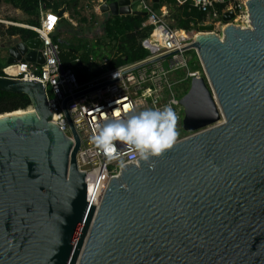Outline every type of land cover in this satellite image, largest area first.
I'll list each match as a JSON object with an SVG mask.
<instances>
[{
  "label": "water",
  "instance_id": "1",
  "mask_svg": "<svg viewBox=\"0 0 264 264\" xmlns=\"http://www.w3.org/2000/svg\"><path fill=\"white\" fill-rule=\"evenodd\" d=\"M132 4L103 0L101 10L147 15ZM247 7L249 27L229 11L222 35L200 24L183 47L208 79L193 77L181 99L195 133L123 168L99 207L86 200L67 103L120 77L64 100L73 140L52 122L42 81L0 76V89L27 94L37 114L0 120V264H264V0ZM40 44L13 37L8 64L43 63Z\"/></svg>",
  "mask_w": 264,
  "mask_h": 264
},
{
  "label": "built area",
  "instance_id": "2",
  "mask_svg": "<svg viewBox=\"0 0 264 264\" xmlns=\"http://www.w3.org/2000/svg\"><path fill=\"white\" fill-rule=\"evenodd\" d=\"M178 1L184 3L188 0ZM190 1L194 7L207 14V20L200 24L215 23V32L219 35L220 33L216 31L217 28L220 27L219 32L222 33L225 26L229 24L223 20V14L229 11L235 13V17L230 23L242 27L250 26L248 0ZM136 2H138L137 9L147 13L142 24L143 27H150L149 33L141 39V44L148 54L138 61L108 70L88 81L79 82L74 68L64 67L61 62V47L54 41V34L62 17L58 15V11L50 9L43 13L40 26H27L38 33L37 37L41 39L38 50L45 61L39 63L18 60L15 63L7 64V66L12 64L18 66L17 71L11 74L5 71V67L3 68L4 75L2 76L43 82L49 106L53 108L52 122L73 140L74 135L63 108L64 100L69 96L120 77L119 80L71 98L67 103L70 116L81 137V147L77 158L79 168L86 172V200L96 207H99L111 179L119 176L122 171L118 159L108 158L90 143V137L95 131H98L99 126L110 121L116 113H119V118L126 119L139 111L162 108L171 103L178 118L176 123L178 135L175 141L177 142L187 137L183 134L187 130L184 128L185 108L181 103L182 97L189 90L193 77L203 76L208 82L201 61V68H188L190 62L188 52L194 49L183 48L194 41L200 24L190 30L171 26L165 13L154 8L152 1L136 0ZM218 4L223 6L218 8ZM50 17L54 20H50ZM173 51L176 52L171 53ZM168 53L171 54L166 55ZM161 56L164 57L159 58ZM156 58L159 59L154 60ZM181 71H185V74L176 78V75ZM184 84L188 87H181ZM193 133L195 132L193 131ZM115 150L126 166L137 164L132 162L133 159H138V156L130 146L117 141Z\"/></svg>",
  "mask_w": 264,
  "mask_h": 264
},
{
  "label": "trees",
  "instance_id": "3",
  "mask_svg": "<svg viewBox=\"0 0 264 264\" xmlns=\"http://www.w3.org/2000/svg\"><path fill=\"white\" fill-rule=\"evenodd\" d=\"M160 1L161 6L166 5L173 10L171 16L176 20L175 27L190 30L207 20L206 12L194 7L190 0L184 3H179L178 0ZM3 3L21 9L29 17L25 23L33 26L41 25L40 17L43 9L59 11L64 6L69 12L72 9V0H0V5ZM222 6L218 4V8ZM145 19L146 17L140 14H128L113 15L105 21L106 37L115 42L113 56L106 63H100L93 58L94 50H81L80 46L72 44L63 47L58 40V35H54V41L59 43L61 47L60 59L63 66L73 67L79 82L82 83L108 70L144 58L148 51L142 46L141 39L150 31V27H143L142 25ZM63 20H65L64 17L61 18L60 23ZM0 29L3 30L4 35H20L23 40L38 36L35 30L18 25L5 28L0 22ZM198 68H201L200 63L192 69ZM2 75H4L3 66L0 65V76ZM31 104V99L27 94L0 89V113L26 109Z\"/></svg>",
  "mask_w": 264,
  "mask_h": 264
},
{
  "label": "rangeland",
  "instance_id": "4",
  "mask_svg": "<svg viewBox=\"0 0 264 264\" xmlns=\"http://www.w3.org/2000/svg\"><path fill=\"white\" fill-rule=\"evenodd\" d=\"M112 1L115 0H109V2ZM131 1L133 2L131 5L133 10L137 9L138 2H136V0ZM148 1L153 2V0ZM102 3L103 0H72V9H70V12L67 9L64 16L65 20L61 21L54 35H58V40L63 47L72 44L74 46H80L81 50H94V53L92 54L93 58L100 63H106L113 56L115 42L106 37L105 21L114 14H112L111 11L103 12L101 10ZM47 10L50 9H43L40 17L41 21L43 13ZM160 10H162L167 16L166 19L168 23L175 26L176 20L171 16L173 10L166 5L161 6ZM28 18V15L26 13L24 14L21 9L5 4L0 5V22L5 28L11 25L19 26L20 24L33 26L25 23ZM0 30L2 33V39L8 37V39L5 40L4 38L0 42V65L6 67L8 64V50L13 44V36L4 35L3 30ZM219 30H221L220 27H218L216 31L222 35ZM188 57L190 59L188 68L192 69L200 63V59L195 50H190L188 52ZM184 74L185 71H181L176 75V78H180ZM181 87L186 88L188 85L186 86V84H184ZM183 134L188 136L193 134V131H185Z\"/></svg>",
  "mask_w": 264,
  "mask_h": 264
},
{
  "label": "clouds",
  "instance_id": "5",
  "mask_svg": "<svg viewBox=\"0 0 264 264\" xmlns=\"http://www.w3.org/2000/svg\"><path fill=\"white\" fill-rule=\"evenodd\" d=\"M177 115L172 104L162 108H149L128 116L119 118V113L99 126L98 131L90 137V143L110 159H118L121 169L126 167L115 150L116 142L130 146L140 161L148 162L159 157L173 147L177 138Z\"/></svg>",
  "mask_w": 264,
  "mask_h": 264
},
{
  "label": "bare ground",
  "instance_id": "6",
  "mask_svg": "<svg viewBox=\"0 0 264 264\" xmlns=\"http://www.w3.org/2000/svg\"><path fill=\"white\" fill-rule=\"evenodd\" d=\"M20 25H24V24H20ZM17 68H18L17 64H12L11 66H6L5 71L11 74L17 71ZM17 115L37 116L35 110L32 107H30L28 109H19L12 112L0 113V120L8 119Z\"/></svg>",
  "mask_w": 264,
  "mask_h": 264
},
{
  "label": "crops",
  "instance_id": "7",
  "mask_svg": "<svg viewBox=\"0 0 264 264\" xmlns=\"http://www.w3.org/2000/svg\"><path fill=\"white\" fill-rule=\"evenodd\" d=\"M3 4H5V5H10V4H7V3H3ZM10 6H11V5H10ZM23 13H24V12H23ZM24 14H25V13H24ZM23 26H25V24H24ZM13 37H14V36H13ZM4 38H5V40L8 39V37H4ZM4 38H3V39H4ZM3 39H2V37H1V38H0V42H1V40H3ZM3 68H4V67H3Z\"/></svg>",
  "mask_w": 264,
  "mask_h": 264
},
{
  "label": "snow or ice",
  "instance_id": "8",
  "mask_svg": "<svg viewBox=\"0 0 264 264\" xmlns=\"http://www.w3.org/2000/svg\"><path fill=\"white\" fill-rule=\"evenodd\" d=\"M50 20H54V18H51V17H50Z\"/></svg>",
  "mask_w": 264,
  "mask_h": 264
}]
</instances>
